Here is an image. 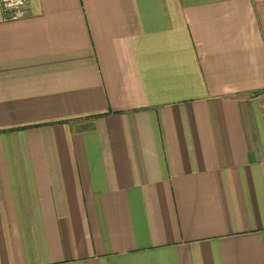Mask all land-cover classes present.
Here are the masks:
<instances>
[{
    "label": "crops",
    "instance_id": "crops-1",
    "mask_svg": "<svg viewBox=\"0 0 264 264\" xmlns=\"http://www.w3.org/2000/svg\"><path fill=\"white\" fill-rule=\"evenodd\" d=\"M0 264H264V0L0 8Z\"/></svg>",
    "mask_w": 264,
    "mask_h": 264
},
{
    "label": "built area",
    "instance_id": "built-area-1",
    "mask_svg": "<svg viewBox=\"0 0 264 264\" xmlns=\"http://www.w3.org/2000/svg\"><path fill=\"white\" fill-rule=\"evenodd\" d=\"M0 8L5 20H18L26 14V0H0Z\"/></svg>",
    "mask_w": 264,
    "mask_h": 264
}]
</instances>
